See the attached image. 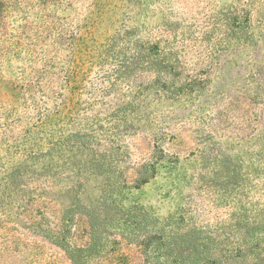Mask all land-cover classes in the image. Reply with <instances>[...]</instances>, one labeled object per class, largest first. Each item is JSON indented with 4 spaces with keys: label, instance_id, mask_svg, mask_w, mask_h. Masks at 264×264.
<instances>
[{
    "label": "rangeland",
    "instance_id": "rangeland-1",
    "mask_svg": "<svg viewBox=\"0 0 264 264\" xmlns=\"http://www.w3.org/2000/svg\"><path fill=\"white\" fill-rule=\"evenodd\" d=\"M92 214L88 264L264 258V0H0V264Z\"/></svg>",
    "mask_w": 264,
    "mask_h": 264
},
{
    "label": "trees",
    "instance_id": "trees-1",
    "mask_svg": "<svg viewBox=\"0 0 264 264\" xmlns=\"http://www.w3.org/2000/svg\"><path fill=\"white\" fill-rule=\"evenodd\" d=\"M146 182H148V178H144V180L142 181V183ZM86 221L91 227V231L88 235V242L80 247L75 248L74 250H70V252H72V264H88L86 261L84 262V257L89 256L94 251L99 252L102 245V233H100V231L97 229V227L99 226L98 219H96L94 217V214H92L88 215V219ZM206 251L207 250L204 249L203 253H205L207 257ZM215 257H217V255L215 254L211 259H205L204 257L203 259H200V261H203H201L199 264H223L222 262L215 259ZM253 262L254 264H264V258L261 255H257L254 258Z\"/></svg>",
    "mask_w": 264,
    "mask_h": 264
}]
</instances>
